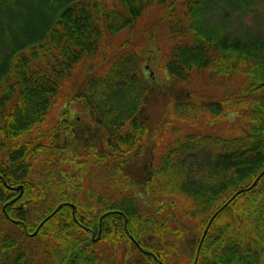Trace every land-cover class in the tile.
I'll use <instances>...</instances> for the list:
<instances>
[{
	"label": "trees",
	"instance_id": "trees-1",
	"mask_svg": "<svg viewBox=\"0 0 264 264\" xmlns=\"http://www.w3.org/2000/svg\"><path fill=\"white\" fill-rule=\"evenodd\" d=\"M153 45L216 90L168 105L159 158ZM228 104L230 133L177 121ZM0 264H264V0H0Z\"/></svg>",
	"mask_w": 264,
	"mask_h": 264
},
{
	"label": "rangeland",
	"instance_id": "rangeland-1",
	"mask_svg": "<svg viewBox=\"0 0 264 264\" xmlns=\"http://www.w3.org/2000/svg\"><path fill=\"white\" fill-rule=\"evenodd\" d=\"M154 49L143 53L141 56V68L144 70L145 74V83L147 87L146 99L142 106V112L146 119V124L151 135L155 134L157 144L154 147V154L156 158H159V155L162 152V144L166 138H170V134L166 131H170L169 127L164 128V125H160L161 120L168 121L169 117L174 118L173 122H176V115L174 113H168L167 116L164 115L168 105L172 102L182 100L187 94H195L198 96L200 93H204V98L212 100L216 98L213 96V92L210 89L206 88V73L200 71V73H194V79L191 81L189 86H184L182 83H177L173 78L168 75L164 67V62L161 58L160 51L156 49L155 45L152 46ZM241 80L239 77L232 78L229 80V85L232 87H237L240 84ZM216 101V99H214ZM168 107V108H167ZM232 108L230 104L224 109L222 113L215 116L209 112L202 110L201 108H196L195 119L194 120H177L180 125L184 126L186 129L203 128L204 130L214 129L216 132H223L224 134L230 133L235 127H238L241 124V120L229 123L227 120L231 119L230 114H227ZM169 112V111H168ZM86 113L82 110L72 111L71 118L76 121L74 126L83 127L82 124H86V119L84 118ZM227 114V115H226ZM164 115V116H163ZM55 116V113H54ZM163 116V118H162ZM199 116V117H198ZM196 120V123L194 121ZM214 121L216 124H212L211 127L208 124ZM80 124V125H79ZM150 159L152 158L149 157ZM137 162V161H136ZM134 193L137 195L140 190L133 188ZM142 191V190H141ZM139 195V194H138ZM140 201L145 202L147 197L145 193H142ZM39 227H37L34 232L30 233L31 236H34ZM99 235H96L94 241H98L100 238L101 231H98ZM101 246L104 247V242H100Z\"/></svg>",
	"mask_w": 264,
	"mask_h": 264
}]
</instances>
